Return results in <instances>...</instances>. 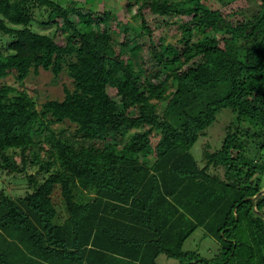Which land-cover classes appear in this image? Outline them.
I'll use <instances>...</instances> for the list:
<instances>
[{
  "label": "trees",
  "instance_id": "1",
  "mask_svg": "<svg viewBox=\"0 0 264 264\" xmlns=\"http://www.w3.org/2000/svg\"><path fill=\"white\" fill-rule=\"evenodd\" d=\"M62 1L0 0V165L25 172L36 145L46 174H26L32 191L22 196L0 189V264H156L160 253L178 264H264V193L251 198L264 188V0L227 13L205 0H126L140 20L133 32L148 34L144 69L117 38L125 23L113 28L109 5L86 20L96 0L78 2L84 10ZM42 6L60 19L37 22L69 32L63 44L32 29ZM189 8L173 21L180 45L152 38V25L167 23L160 16ZM214 49L222 55L205 72L181 69ZM40 68L67 72L62 98L38 107L26 87L2 82ZM118 79L114 99L107 87ZM222 108L233 116L219 147L204 144L200 165L190 149ZM65 121L73 129L51 126ZM196 227L219 242L210 258L182 250Z\"/></svg>",
  "mask_w": 264,
  "mask_h": 264
},
{
  "label": "rangeland",
  "instance_id": "2",
  "mask_svg": "<svg viewBox=\"0 0 264 264\" xmlns=\"http://www.w3.org/2000/svg\"><path fill=\"white\" fill-rule=\"evenodd\" d=\"M84 0H63L62 4L67 5L69 8L73 7H81L83 10ZM80 2L81 4L79 5ZM208 6L217 9L222 13H227L233 11L240 7L251 8L252 10L256 9V4L258 0H232L226 4H222L220 0H205ZM109 5L112 13L116 14L118 21H113L111 24L113 28L117 29L121 23H125V29L120 32L118 35V39L121 41H127L128 46H133L134 49L142 56L143 58V69L149 68L153 60L148 52V34L137 35L133 32V28L136 24L139 23L140 20L131 18L129 13L126 10V0H96L92 5H88V11L83 14L84 19H88L89 17L96 15L97 12H102L104 7ZM192 9H187L183 14L177 15H162L160 19H164L167 21L165 25L154 26L152 25V33L151 36L154 39H157L159 36H163V40H167L169 42H173L177 45L179 44V36H180V27L178 24L174 23V20H185L190 17ZM35 19L32 22V29L41 32L50 34L54 40L63 44L70 35L69 32H66L62 27H58L56 24H48L42 25L37 20H59L60 16L56 12L48 13L47 8L45 6L36 7L34 9ZM147 20H154V18L145 14ZM37 19V20H36ZM213 55L211 57H204L202 53L197 54L192 57L190 60L183 63L181 66L182 70L188 69L189 67L196 68L198 73L205 72L210 65L214 62V60L222 55L221 50L214 49ZM141 74V71H140ZM169 73H165L164 77H168ZM6 84H12L17 87H26L29 93L36 99L37 106L39 107L41 103L50 98H62L63 97V87L64 85L71 87L72 82L71 78L67 74L65 70H62L58 75H54L51 70L40 68L37 74H29L25 77L21 82H19L13 73L8 74L3 81ZM123 84V79H118L111 84L108 85L107 89L109 94L114 97V99H118V91L121 89ZM162 105V104H161ZM230 115L229 109L222 108L216 114V119L214 122L208 126L206 129V133L198 136L197 140L191 147V153L197 160L200 165H203L202 159V150L204 144L207 142L209 144L210 149H215L219 147L221 143V139L224 135V126L232 117ZM51 126L55 129H59L61 127H67L68 129H73L74 125L65 122H53ZM156 134L154 131L150 135V139L155 141ZM255 151V148H252ZM9 153H13L11 149L8 150ZM264 152V148H263ZM29 162L26 165L25 172L18 171H10L7 168H3L0 165V189H3L7 194L18 197L24 195L26 192L32 191V187L28 185L26 181V174L36 175L37 179L41 181L43 177L46 176L45 172L38 171V164L40 158L42 156V152L37 150L36 145L32 146L29 150ZM13 157L19 161V155L14 154ZM211 171H217L218 169H214L210 167ZM219 171V170H218ZM261 179L264 182V172L261 175ZM53 200L59 208L62 207V200L59 194V189L56 188L55 192L52 195ZM64 211H62L63 213ZM219 249V242L217 239L212 237L209 234H206L202 227H196L190 235L184 240L182 244V250H196L200 256L204 258L212 257L217 250ZM156 264H178V259L168 257L164 253H160L156 257Z\"/></svg>",
  "mask_w": 264,
  "mask_h": 264
},
{
  "label": "water",
  "instance_id": "3",
  "mask_svg": "<svg viewBox=\"0 0 264 264\" xmlns=\"http://www.w3.org/2000/svg\"><path fill=\"white\" fill-rule=\"evenodd\" d=\"M261 193H264V188L260 189L257 193H255L251 198L254 200L256 197H258Z\"/></svg>",
  "mask_w": 264,
  "mask_h": 264
}]
</instances>
